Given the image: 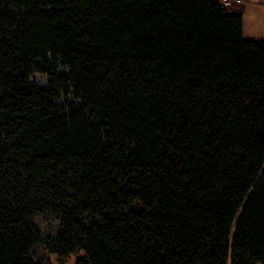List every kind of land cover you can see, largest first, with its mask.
I'll return each mask as SVG.
<instances>
[{"label":"trees","instance_id":"trees-1","mask_svg":"<svg viewBox=\"0 0 264 264\" xmlns=\"http://www.w3.org/2000/svg\"><path fill=\"white\" fill-rule=\"evenodd\" d=\"M220 1L0 0V264H264V40Z\"/></svg>","mask_w":264,"mask_h":264},{"label":"crops","instance_id":"crops-1","mask_svg":"<svg viewBox=\"0 0 264 264\" xmlns=\"http://www.w3.org/2000/svg\"><path fill=\"white\" fill-rule=\"evenodd\" d=\"M230 14L243 16V36L247 40H264V0H242L227 8Z\"/></svg>","mask_w":264,"mask_h":264},{"label":"rangeland","instance_id":"rangeland-1","mask_svg":"<svg viewBox=\"0 0 264 264\" xmlns=\"http://www.w3.org/2000/svg\"><path fill=\"white\" fill-rule=\"evenodd\" d=\"M35 225H38L42 232H45L46 234L53 232V229L55 228V222L47 216H39L36 219ZM40 253L45 256L51 264H76L77 259L85 255V252L82 251L79 254H71L68 257H59L58 255L51 254L44 248L41 249Z\"/></svg>","mask_w":264,"mask_h":264},{"label":"built area","instance_id":"built-area-1","mask_svg":"<svg viewBox=\"0 0 264 264\" xmlns=\"http://www.w3.org/2000/svg\"><path fill=\"white\" fill-rule=\"evenodd\" d=\"M221 6L227 10L229 6H232L234 4H239L242 2V0H221Z\"/></svg>","mask_w":264,"mask_h":264}]
</instances>
